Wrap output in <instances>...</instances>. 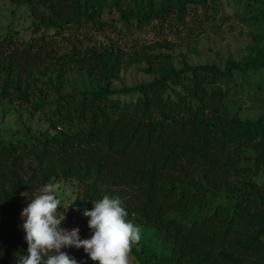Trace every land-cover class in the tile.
<instances>
[{
	"label": "trees",
	"instance_id": "trees-1",
	"mask_svg": "<svg viewBox=\"0 0 264 264\" xmlns=\"http://www.w3.org/2000/svg\"><path fill=\"white\" fill-rule=\"evenodd\" d=\"M15 1L31 6L39 20L36 33L55 29L60 35L90 20L107 27L88 15L84 0ZM238 2L249 19L264 20V0ZM220 13L219 0H180L126 19L130 31L157 20L161 31L182 41ZM55 36L30 42L0 36L1 95L33 104L54 132L18 141L0 137V264H15V254L27 252L19 226L22 195L31 199L53 180L78 182L89 210L105 195L119 198L126 218L155 240L135 253L140 264H264V185L255 182L264 167V116L252 122L226 114L228 84L264 62L170 68L150 83L121 89L107 84L48 103L37 94L48 87L35 77L37 68L78 69L108 81L131 61L153 66L162 57L142 46L130 58L120 52L108 66L94 50L75 46L62 53ZM209 192L230 202L204 211ZM76 217L67 215L62 226L70 229ZM62 251L78 264H95L81 249Z\"/></svg>",
	"mask_w": 264,
	"mask_h": 264
},
{
	"label": "rangeland",
	"instance_id": "rangeland-1",
	"mask_svg": "<svg viewBox=\"0 0 264 264\" xmlns=\"http://www.w3.org/2000/svg\"><path fill=\"white\" fill-rule=\"evenodd\" d=\"M179 1L84 0V9L88 15H94L96 19L106 23L107 27H100L95 21L90 20L86 23L73 24L57 35L55 29L35 32L39 20L33 16L31 6L20 5L15 0H0V36H15L20 41L30 42L42 34L56 35V42L62 53L69 52L75 46L83 51L94 50L108 66L115 63L120 52L124 53L126 58H130L142 46L151 45L149 53L162 55L155 58L153 66L145 61H131L130 66L124 65L120 73L108 81L98 80L78 69L62 73L54 67L37 68L34 72L35 77L48 85L41 92L39 88L37 94L48 103H55L64 96H79L97 91L107 84L112 88L121 89L150 83L160 78L162 73L169 72L170 68L180 70L185 67L213 64L225 69L231 63L243 65L246 61L255 64L264 62V20L255 22L249 19L250 16L245 14V7L240 5L238 0H219L220 15L202 32L191 38L183 35L185 39L182 41L168 31H161L157 20L142 23L141 27L134 31L128 29L126 19L128 15L135 19L138 13L170 8ZM226 94L227 116L237 115L243 121L252 122L263 117L264 68L237 73L235 79L226 87ZM32 106L33 104L21 105L13 97L4 98L0 91V137L7 141H18L48 131L49 124L45 121L44 115L41 112H34ZM49 131L51 135L54 134L52 130ZM255 182L264 185V167L255 178ZM51 183L57 185V196L62 202L58 209L59 213L65 210L68 202L75 200L65 213L66 216L71 213L77 215L74 225L68 230L78 227L81 239L90 238L92 232L88 227L89 218L82 214L88 206L78 194V182L53 180ZM21 202L19 226L23 231L21 212L30 203V195L24 193ZM206 202L207 204L202 207L204 211L209 212L210 208L217 204L230 201L224 194L209 192ZM75 208L80 210H73ZM131 222L139 226L135 220ZM139 227L141 241L139 245L132 247L129 255L130 264H140L135 253L141 251L143 244L155 243L151 233Z\"/></svg>",
	"mask_w": 264,
	"mask_h": 264
},
{
	"label": "clouds",
	"instance_id": "clouds-1",
	"mask_svg": "<svg viewBox=\"0 0 264 264\" xmlns=\"http://www.w3.org/2000/svg\"><path fill=\"white\" fill-rule=\"evenodd\" d=\"M57 190L53 183L43 185L22 210L27 252H17L15 264H78L74 257L62 251L66 248H82L95 264H130L129 255L133 245L141 241V229L126 218L128 213L121 200L105 195L92 202L90 210L84 209L82 214L89 218L92 235L81 239L78 227L68 230L62 226L65 213L75 200L59 213L62 202Z\"/></svg>",
	"mask_w": 264,
	"mask_h": 264
}]
</instances>
